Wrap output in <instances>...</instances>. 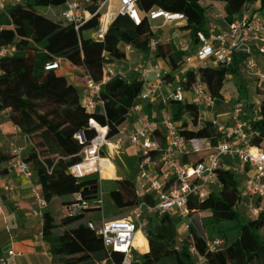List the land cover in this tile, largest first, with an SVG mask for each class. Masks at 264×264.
<instances>
[{
  "label": "trees",
  "instance_id": "obj_1",
  "mask_svg": "<svg viewBox=\"0 0 264 264\" xmlns=\"http://www.w3.org/2000/svg\"><path fill=\"white\" fill-rule=\"evenodd\" d=\"M66 1L16 0L0 7V48H14L13 52L0 56V110H11L12 123L31 142L36 136L41 139L38 145L31 143L24 160L32 167L35 186L49 206L55 197L65 196L69 199L63 203L71 205L76 193H81L90 204L79 215H62L59 219H55L50 207L44 211L41 233L53 263L118 264L123 254L107 249L102 237L89 226L90 220L82 221L87 212L101 210L99 205H92L99 197V179L86 177L79 180L71 174L70 167L81 162L84 156L85 145L79 143L76 133L84 131L90 141L96 135V131L89 127L90 119H94L109 127V137L117 134L119 128L128 122L127 115L137 103L143 80L138 77L128 80L116 75L104 85L101 101L89 113L81 104L80 90L57 70H45V65L56 60L67 61L72 66L82 67L85 74L100 81L107 64L125 57L123 43L148 52L155 30L147 17L135 24L129 17L119 15L104 41H97L91 37V32L98 26V15L76 30L73 23L55 20L38 11L39 7L60 6ZM103 1L90 0L87 9L95 13ZM256 3L264 7V0H138V7L144 13L163 9L184 14L187 24L182 28L189 31L193 44L198 45V33L203 31L208 35L211 9L217 8L228 21H232ZM156 54L164 57L172 70H177L187 53L176 43L166 41L159 43ZM245 58V54L235 53L228 67L201 66L198 69L211 93L219 98V103L226 94L227 77L240 73ZM187 76L190 85L195 75L189 71ZM238 90L242 91V88ZM161 107L167 108L174 120L181 122L180 132L186 137L206 138L218 133L210 121L198 124V108L190 102L169 100ZM258 109L259 115L249 118L248 125L257 133L253 144L263 146L264 93ZM186 115L191 117L193 128L185 119ZM14 157L12 151L0 148L1 175L7 173L8 166L4 164L12 162ZM203 158V153L185 157L193 162H200ZM220 178L224 186L218 193L189 202L190 209L209 213L203 220V231L193 225L190 236L180 240L179 223L175 217H150L145 229L149 251L136 255L143 264H195L191 246L207 259V264H264V212L251 219L246 210L238 206L243 175L226 170L220 172ZM116 182L117 188L110 192L113 203L119 209L135 206L139 199L134 181L126 178ZM203 232L210 237H224L225 247L210 252Z\"/></svg>",
  "mask_w": 264,
  "mask_h": 264
},
{
  "label": "built area",
  "instance_id": "obj_2",
  "mask_svg": "<svg viewBox=\"0 0 264 264\" xmlns=\"http://www.w3.org/2000/svg\"><path fill=\"white\" fill-rule=\"evenodd\" d=\"M10 1L16 0H0V7ZM83 1L90 3V0ZM213 10L207 26L208 35L203 31L199 32L198 45L193 44L192 40V45L181 44V50L187 54L179 69L172 70L170 66L165 68L154 57L153 53L156 52L160 40L153 37L149 43L148 63L119 67L120 64L117 63L129 59L135 50L131 44L123 43L121 47L125 57L107 64L100 81L95 80L90 74H85L81 104L89 113L93 112L97 103L101 101L104 85L116 75L128 80L135 77L143 80V89L137 103L127 115L128 122L119 128L117 134L109 137V127L100 125L94 119H90L89 127L96 131V135L90 141L86 139L84 131L76 133L79 143L85 145L84 156L81 162L70 167L71 174L79 180L86 177L100 179L107 163L112 164L127 145L138 154V171L133 178L138 203L129 209L130 213L125 217L103 218L100 224L92 220L88 222L89 226L102 237L107 249L123 254V259L118 264L139 263L136 255H141L142 249L134 244L135 238L138 232L146 237L145 229L152 216L175 217L179 223L180 240L190 236L191 227L195 225L193 215L198 211L190 209L189 202L204 200L211 194L218 193L224 186L220 178L221 171L227 170L243 175L238 206L246 210L248 217L255 219L264 212V140L263 146L254 145L253 138L257 133L248 125V119L257 116L250 117L245 102L243 100L233 102L227 94L219 103V98L211 93L207 82L198 72L201 66L228 67L232 64L235 53H242L246 55L242 64L243 70L259 78L264 93V71L259 69V59L264 60V7L260 3L255 8L250 5L232 21H228L217 8ZM96 15L98 29L91 33V37L97 41H104L109 28L119 15L129 17L135 24H140L144 17L150 22L162 18L165 22H179V26H182V23L187 24V17L182 13H172L163 9H152L144 13L138 7V0L113 2L104 0L95 13L83 7L80 1L70 0L61 12V20L73 23L78 30ZM171 41V37H167V42ZM13 51L14 48L1 47L0 56ZM61 62V60L48 62L45 70H59ZM189 71H193L195 75L190 85L187 84ZM132 74L136 76L131 78ZM170 78L172 80H169ZM175 83L177 84L174 86ZM163 86L171 89L169 96L164 97L161 94L157 97ZM169 100L196 105L198 124L210 121L218 131L217 135L206 138L182 135L181 122L174 120L167 108L161 107ZM224 105L229 107V110L224 112L227 114L226 121L220 119L222 112H219ZM136 115L139 116L138 125L133 123ZM25 138V145H13L12 152L15 157L8 168L21 173L30 183L31 214L43 221L44 211L49 207V202L35 186L34 171L24 160V153L31 144L28 143L30 139L26 136ZM199 153L204 154L200 162L185 159L189 155ZM1 177L0 173V179ZM2 188L8 191L14 188V185L7 183ZM73 198L75 202L65 205L67 212L65 215H79L90 206L81 193L74 194ZM202 236L210 252L225 247L227 243L224 237H210L207 232H203ZM43 248L44 252L49 254L48 244L44 240ZM190 252L194 255L195 264H207V259L200 256L193 246L190 247ZM21 254L11 247L0 256V264H10L8 260L10 257Z\"/></svg>",
  "mask_w": 264,
  "mask_h": 264
},
{
  "label": "crops",
  "instance_id": "obj_3",
  "mask_svg": "<svg viewBox=\"0 0 264 264\" xmlns=\"http://www.w3.org/2000/svg\"><path fill=\"white\" fill-rule=\"evenodd\" d=\"M257 5L258 3L255 4L254 7H257ZM159 20L164 25L169 24L173 29H175L168 37H171V42L176 43L179 49L182 48V43H189L190 45H192V39L189 31L186 32V30L182 28L186 25L185 23H182V26H179V22H165L162 18L154 20V22ZM185 35H188L189 39H186ZM154 37L159 39V37L157 36ZM153 55L154 57H156V52H154ZM149 60V51L145 52L135 49L131 53L129 59H123L119 63H117V65L120 64L119 67H127L129 65L140 66L148 63ZM157 60L160 61L165 68L169 66V63L164 57L158 56ZM75 69L83 70L82 67L72 66L69 62L62 61L61 68L57 70V73L65 75L68 80L75 86H77V88L82 93L85 89V73L83 78H81L82 80L80 79V82H76L74 80V77L72 76V70ZM135 76V74H132L131 78ZM157 97H160L159 92L157 94ZM154 107H156V104L154 105ZM224 107L225 109H223L222 107L219 110V112H222L220 113V119L222 121H226L227 114H225L224 112H227L229 110V107ZM246 108L248 111L247 113L250 117L259 115L258 108L253 109L249 107L248 104ZM10 112V109L0 110V148H5L7 150L11 149V145H19L22 143L20 129L12 123L10 119ZM133 123L135 125L139 124L138 115L135 116ZM117 161H121L122 163H124L125 168L120 169L116 164ZM112 164L114 168L113 175L109 177L107 174H103L99 180L106 179L115 182L126 178H130L133 180L135 175H133L132 177H128L123 171L127 170V167H129V165L131 167L137 166L136 171L138 170V154L135 149L127 145L124 152L121 153L120 156L117 155L116 160L113 161ZM7 183H12L14 185V188L9 191L4 190L2 187ZM3 197L7 198L6 203H3L1 201ZM56 199L59 198L55 197L50 203V206ZM31 208L32 196L30 183L21 173L8 168L7 173L5 175H2L0 179V256L4 255L11 247H14L16 251L22 253L19 256L10 257L8 259L10 264H22L21 262H24L25 264H40L41 258L47 259L49 263L52 264V254L50 253V251L49 254H46L43 248V239L41 235L43 221L32 216ZM86 219L88 218H86L85 215V218L82 221H85ZM88 220L92 219L89 218ZM92 221L94 222V220ZM137 238L134 244L142 249V254L148 252V239L146 237L144 239L141 236L140 239ZM140 240L141 242H143V244L140 242Z\"/></svg>",
  "mask_w": 264,
  "mask_h": 264
},
{
  "label": "rangeland",
  "instance_id": "obj_4",
  "mask_svg": "<svg viewBox=\"0 0 264 264\" xmlns=\"http://www.w3.org/2000/svg\"><path fill=\"white\" fill-rule=\"evenodd\" d=\"M68 1H70V0H67L63 5H60V6L39 7L38 11L41 14H45V15H47V16L55 19V20L56 19L61 20L62 19L61 18V12L67 6ZM113 1H115V0H112V2ZM80 3L82 4L83 7H87V5L89 4V2H84L83 0H81ZM254 5L255 4H251V7L255 8ZM114 6H116V4ZM106 9H107V7L104 8V10H106ZM209 12L211 14L214 13L213 9H211ZM152 25L154 26L155 36L159 37L160 43L166 42L167 37L170 36V34H172V32L175 30L169 24L164 25L160 20L155 21V22L152 21ZM97 29L98 28H95L94 30H97ZM186 32H188V30H186ZM185 37H186V39H189L188 35H185ZM156 57L155 58L158 59V56H156ZM259 69L264 71V60H262L261 58L259 59ZM72 72H73L72 76L74 77V80L76 82H80V79L83 78V76H84V71L80 70V69H75V70H72ZM176 84L177 83H175L174 86ZM225 87L227 89L226 94H227V96H230L231 101L235 102L237 100H243L245 102L246 106L248 104V106L253 108V109H256L260 106V103H261L262 98H263V91H262L260 83H259V78L256 76L250 75L245 69L243 70V68H242L238 75L228 76L226 79V86ZM239 87L242 88V91L238 90ZM162 88L163 89L158 91L160 93V96H161V94H163L164 97H168L171 89H169L167 86H163ZM224 106H222L223 109H225ZM186 118L190 122V128H193L194 126H193L191 117H189V115H186L185 119ZM21 136H22V143L19 145H25L26 138L22 134H21ZM40 141H41V139L36 136V137H34L32 142L28 141V143L29 144L30 143H35V144L37 143V145H38V143ZM12 147L14 148L13 145H11V149H12ZM11 149H8V151L11 152L12 151ZM25 156H26V154L24 153V157ZM10 162L5 163L4 166H9ZM116 164L118 165V167L120 169L125 168V164L122 163L121 161H117ZM136 169H137V166L131 167L129 165V167H127V170H124L123 172L128 177H132L133 175H136V173L138 171V170L136 171ZM7 171H8V169H7ZM116 188H117V184L115 181L106 180V179L99 180V197L97 200H95V204H92V205H103V207L99 211L87 212L86 218H88V219L91 218L92 220H94V222L96 224H100V222L103 220V218L104 219H115L118 217H125L126 215H128L130 213L129 209H119L111 200L110 192L112 190H115ZM68 199H69L68 196L61 197L59 199L54 200L53 203L51 204V206H50L52 208L51 211H52L55 219L56 218L59 219L62 215L67 214V212L65 211L66 207H65V204L63 202L67 201ZM6 200H7L6 197H3L1 199V201L3 203H6ZM101 200H102V204H100ZM207 215H209V213H207V212H201V213L197 212V213H195V215H193V217L195 219V227L197 228V230H200V231L204 230L203 220ZM62 229L63 228H61L60 230H62ZM138 236H141L142 238L145 239V237L143 236L142 233H139L137 235V237ZM21 263L25 264L24 262H21ZM40 264H50V263L47 259L41 258ZM52 264H54L53 261H52ZM134 264H143V263L139 261V263H134Z\"/></svg>",
  "mask_w": 264,
  "mask_h": 264
},
{
  "label": "bare ground",
  "instance_id": "obj_5",
  "mask_svg": "<svg viewBox=\"0 0 264 264\" xmlns=\"http://www.w3.org/2000/svg\"><path fill=\"white\" fill-rule=\"evenodd\" d=\"M114 168H113V164H111V163H107V165H106V169L104 170V173L103 174H107L109 177L110 176H112L113 175V173H114V170H113ZM104 178V177H103ZM139 233H141V232H138L137 233V235L139 234ZM137 235H136V238H137ZM136 238H135V240H136ZM135 243V242H134Z\"/></svg>",
  "mask_w": 264,
  "mask_h": 264
},
{
  "label": "water",
  "instance_id": "obj_6",
  "mask_svg": "<svg viewBox=\"0 0 264 264\" xmlns=\"http://www.w3.org/2000/svg\"><path fill=\"white\" fill-rule=\"evenodd\" d=\"M96 188H98V185L96 186Z\"/></svg>",
  "mask_w": 264,
  "mask_h": 264
}]
</instances>
